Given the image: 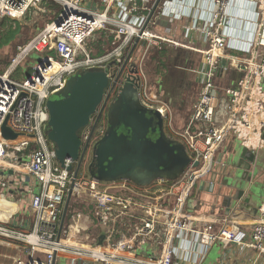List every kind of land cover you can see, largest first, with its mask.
I'll list each match as a JSON object with an SVG mask.
<instances>
[{"label":"built area","instance_id":"built-area-1","mask_svg":"<svg viewBox=\"0 0 264 264\" xmlns=\"http://www.w3.org/2000/svg\"><path fill=\"white\" fill-rule=\"evenodd\" d=\"M46 1L0 0V18L22 22ZM50 1L61 5L59 15L19 46L8 70L0 73V172L28 177L37 189L26 205L18 190L12 202L19 208L10 215L0 210V240L19 247L22 253L14 264H56L60 256H68L70 264H205L218 242L236 244L240 251L251 248L260 257L264 253V221L248 231L234 219L212 221L183 212L185 198L198 179L191 181L197 170L193 164L177 180L157 179L148 186L127 179L103 182L85 173L76 177L75 168L69 171L59 163L45 130L49 120L46 103L70 77L112 64L113 81L138 39L136 49H142L141 57L135 64L130 63L131 57L129 64L136 71L133 78L140 100L160 113L169 136L182 139L201 167L214 146L208 156L210 166L211 155L230 133L242 146L258 148L264 143V0H180L175 4L174 16L188 18L185 38L199 34L206 43L201 51L202 67L193 70L200 78L198 99L183 130L176 129L170 104L150 84L144 66L151 47L180 45L154 31L160 17L166 15L168 0H162L152 16L157 0ZM241 4H248L256 15L250 40L232 30L244 19ZM58 19L62 20L60 26L56 25ZM103 30L112 36L111 47L91 55L82 45ZM229 50L244 57L228 56ZM33 53L41 54L36 67L27 77L14 79L12 73ZM224 58L242 72L237 83L226 88L216 83ZM117 91L116 87L114 96ZM5 122L19 134L17 139L3 137ZM105 133L106 128L99 125L92 134L88 125L81 134L83 146L89 144L92 149ZM65 161L66 166L73 164L72 159ZM70 192L72 203L73 198L82 196L92 201L95 220L106 232L102 245L76 243L80 230L77 224H69V212L62 225ZM1 199L11 201L3 195ZM117 235L120 237L115 240ZM250 264H259L258 256Z\"/></svg>","mask_w":264,"mask_h":264},{"label":"water","instance_id":"water-1","mask_svg":"<svg viewBox=\"0 0 264 264\" xmlns=\"http://www.w3.org/2000/svg\"><path fill=\"white\" fill-rule=\"evenodd\" d=\"M161 1H156L150 16L158 9ZM61 23V19L56 20L57 26ZM137 43L138 39L113 81L110 76L112 64L107 69L82 71L70 77L65 86L54 93V98L51 97L47 101L49 120L45 133L59 163L69 171L75 168L76 177L84 168L89 176L99 181L114 182L127 179L140 186H148L157 179L177 180L193 164L197 170L191 181L201 177V172L209 174L211 181L216 178L223 179L222 190L228 194L229 200L219 207L224 213L222 217L235 219L243 216V211L234 210L246 192L254 189L252 178L257 179L263 165L257 164L250 178L234 181L207 166L209 153L214 146L204 157V165L201 167V162L194 160L184 144L170 137L160 113L143 105L140 100L138 84L133 78L136 71L129 65ZM116 87L118 91L114 96ZM107 105L109 130L92 149H89V144L83 146L81 134L98 108L101 106V111ZM121 127L126 128L127 133L120 132ZM2 135L7 140L19 137L6 122L2 127ZM87 154L90 156L86 159ZM66 159H72L73 164L66 166ZM249 199L264 205V202H260L259 193L252 194ZM70 201L71 192L65 203L62 225Z\"/></svg>","mask_w":264,"mask_h":264},{"label":"crops","instance_id":"crops-1","mask_svg":"<svg viewBox=\"0 0 264 264\" xmlns=\"http://www.w3.org/2000/svg\"><path fill=\"white\" fill-rule=\"evenodd\" d=\"M179 1L168 0L166 15L160 17L158 26L154 31L178 42L180 45L163 43L161 46L151 47L145 56L144 66L150 84L158 92L161 99L170 104L176 129L183 130L198 99L200 78L193 70H198L202 67L201 51L206 48V43L199 34L192 35L189 39L185 38V26L188 24V18L174 16L175 4ZM241 7L244 19L241 23L235 25V28L232 26V30L233 32L236 31L234 34L239 37L250 40L255 26L256 15L248 4H241ZM97 43L101 45L100 50L102 53L111 47L110 42L107 44V40L103 37ZM141 54L142 49L138 47L134 51L130 63H137ZM228 56L244 57L243 54L232 50L228 51ZM241 77L242 72L238 68L231 66L227 58L220 61L216 77V83L220 87L234 86ZM220 96H223L222 91H220ZM178 141L184 144L182 139H178ZM209 164L217 173H223L234 181L250 178L253 175L252 172L255 166L257 164L263 165V170L257 176V179L252 178L254 189L246 192L241 203L234 210V212L243 211L244 215L234 220L241 222L248 231H250L253 224L264 221V205H260L257 200L249 199L252 194L259 193L261 194L260 202H264V143L258 148H246L241 145L234 133H230L211 155ZM3 173H8L10 176L19 175L14 171L8 170L3 171ZM202 177L204 181L199 188L198 185L201 180L195 186H192L193 192H188L183 212L189 216L219 221L223 219L222 216L224 214L219 207L225 205L229 200L228 194L222 190L224 181L221 178L211 181L207 174H202ZM27 180L29 181V179ZM10 186L11 194L5 197H8L11 201L0 200V203L5 205L7 209L19 208L15 202H12L16 199L15 196L18 190L23 195V202L30 203L34 191L31 183V190H29L25 182H14ZM8 203L12 205L9 206ZM215 249L218 251V256L215 258L214 264H250L257 256L258 263L264 264V253L259 257L258 252L251 248H245L240 251L236 244L218 242L209 255ZM60 258H64L67 264H70L68 256H60L56 263H58ZM207 261L208 258L205 264Z\"/></svg>","mask_w":264,"mask_h":264},{"label":"rangeland","instance_id":"rangeland-1","mask_svg":"<svg viewBox=\"0 0 264 264\" xmlns=\"http://www.w3.org/2000/svg\"><path fill=\"white\" fill-rule=\"evenodd\" d=\"M94 2L99 3V0H93ZM92 1V2H93ZM85 2H88L85 0ZM155 2V0H152ZM84 3V1H82ZM61 10V5L57 2H52L47 0L41 6L30 11L26 19L22 22H16L12 19L0 20V73L3 74L11 65L13 58L16 56L19 46L27 43L31 38H33L38 32L42 31L49 23L55 20L59 15ZM15 32V37L9 40L10 34ZM104 38L107 40V44L112 41V36L107 30L97 31L93 39L90 37L83 45L82 48L89 52L91 55H99L102 53L101 45H99V38ZM98 39V40H97ZM40 53H33L30 55L26 61L20 65L13 73L12 77L16 80H21L28 76V73L32 72L40 60ZM54 98V96H51ZM90 156L87 154L86 159ZM81 174H87L84 171V168L81 170ZM207 174V173H205ZM209 177L210 175L207 174ZM21 176V177H20ZM8 175V173L0 172V195L7 196L11 194L10 184L23 183L27 184V187L30 189V183H33V180H27L28 177L22 175ZM9 179V181H8ZM201 182L204 181L203 177H198ZM10 182V184H9ZM4 183H7L6 185ZM33 194L36 193L37 189L33 188ZM193 187L191 192H193ZM15 201V200H14ZM73 206L71 209L68 207L69 215V224L75 223L79 226L80 232L77 234L75 240L79 245L85 246H97L102 245L106 239V232H104L97 224L93 214V204L90 198L86 196L75 197L73 198ZM28 203V202H27ZM27 203H24L26 205ZM70 206V205H69ZM19 247H14L9 245L6 241L2 242L0 240V264H14L16 260L22 256ZM145 256H151V253L144 252ZM218 256V251L215 249L209 255L208 261L206 264H214L215 258ZM61 262V263H60ZM56 264H67V261L64 258H60Z\"/></svg>","mask_w":264,"mask_h":264},{"label":"flooded vegetation","instance_id":"flooded-vegetation-1","mask_svg":"<svg viewBox=\"0 0 264 264\" xmlns=\"http://www.w3.org/2000/svg\"><path fill=\"white\" fill-rule=\"evenodd\" d=\"M111 101L113 102L114 98L111 99ZM108 114H109V105H107L103 110L100 111V113L96 116L94 121L90 120L89 125H91L92 134L95 132L96 128L99 125L104 126L106 128V133H107L110 127ZM164 125L166 124L164 123ZM119 131L127 133V130L124 127H121Z\"/></svg>","mask_w":264,"mask_h":264},{"label":"bare ground","instance_id":"bare-ground-1","mask_svg":"<svg viewBox=\"0 0 264 264\" xmlns=\"http://www.w3.org/2000/svg\"><path fill=\"white\" fill-rule=\"evenodd\" d=\"M191 140H192V142H194V139H193L192 137H191ZM198 181H199V179H196L195 182L193 181L192 186H195V184H196ZM8 205L11 206L12 204H11V203H8ZM0 210H4L5 212H7V213H4L5 215H10L11 212L16 211L17 208L14 209V207H13V208H11V209H9V208L7 209V207H5V205H3L2 203H0ZM1 212H2V211H1Z\"/></svg>","mask_w":264,"mask_h":264},{"label":"trees","instance_id":"trees-1","mask_svg":"<svg viewBox=\"0 0 264 264\" xmlns=\"http://www.w3.org/2000/svg\"><path fill=\"white\" fill-rule=\"evenodd\" d=\"M8 20L9 18H0V20ZM15 37V32H12L11 34H10V37H9V40H11V39H13ZM92 39H93V37H92ZM98 40V39H97ZM98 41H100V39L98 40ZM70 206H69V209H71V207L73 206V203L72 202H70V204H69ZM67 217H69V215L67 216ZM119 235H117L116 236V238H114L115 240H117V237H118ZM120 237V236H119Z\"/></svg>","mask_w":264,"mask_h":264}]
</instances>
